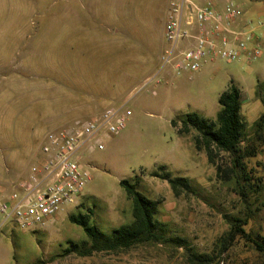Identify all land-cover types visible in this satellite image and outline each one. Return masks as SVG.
Listing matches in <instances>:
<instances>
[{"label":"rangeland","instance_id":"374dc122","mask_svg":"<svg viewBox=\"0 0 264 264\" xmlns=\"http://www.w3.org/2000/svg\"><path fill=\"white\" fill-rule=\"evenodd\" d=\"M90 2L0 0L1 195L25 174L45 132L55 129L45 121L50 110L56 114L90 97L98 106L123 105L131 112L121 132L102 138V150L80 151L90 180L78 205H65L34 230H22L12 219L0 225V264H264V254L239 235L228 239L234 219L247 233L264 237V144L244 160L249 181L237 170L219 180L204 151L191 142L196 132L179 135L170 124L175 120L179 126L188 112L215 119L218 97L233 84L242 92L244 132L251 135L264 111V45L256 59L216 58L196 72L166 76L161 65L151 71L160 45H166L159 14L131 6L138 13L123 18L126 25L115 33L112 2L96 3V13ZM237 2L243 13L264 12L261 0ZM102 6L105 14H99ZM147 71V79L137 77ZM218 158L230 165L227 154ZM152 172L188 178L190 189L175 196ZM121 180L156 202L154 218L164 224L163 237L181 239L182 245L143 242L118 252L66 254L70 243L78 249L91 245L70 215L88 214L90 224L106 233L132 221V202Z\"/></svg>","mask_w":264,"mask_h":264},{"label":"built area","instance_id":"2783aa9c","mask_svg":"<svg viewBox=\"0 0 264 264\" xmlns=\"http://www.w3.org/2000/svg\"><path fill=\"white\" fill-rule=\"evenodd\" d=\"M241 15L233 3L218 10L209 2L169 0L160 70L180 75L196 72L216 58L259 57V45L249 46L251 34L235 27ZM259 25L264 27V21ZM130 114L123 105L108 106L94 116L45 132L26 173L11 184L9 194L0 193V225L12 219L18 228L34 230L45 226L65 205H78L90 180L80 164V151L102 150V138L121 132Z\"/></svg>","mask_w":264,"mask_h":264},{"label":"trees","instance_id":"16d2710c","mask_svg":"<svg viewBox=\"0 0 264 264\" xmlns=\"http://www.w3.org/2000/svg\"><path fill=\"white\" fill-rule=\"evenodd\" d=\"M261 1L264 2V0ZM218 104L220 110L215 119L203 118L195 112H188L183 114L179 126L175 120H171L170 124L179 135H187L191 130L196 132L192 135L194 148L197 151H204L208 163L215 167L217 179H229V173L237 170L238 177L247 182L250 177H248L244 160L255 157L264 144V111L254 121L252 134L247 135L244 132V121L240 112L242 105L240 89L230 84L218 97ZM219 153L227 154L230 157V165L218 158ZM158 168L165 170L164 166ZM151 176L167 181L175 196L179 194L180 189H190V179L188 178L172 177L167 172L162 175L152 172ZM119 184L132 202V221L106 233L95 224H90V215H70L69 220L82 227L87 238L91 240V245L84 249H78V245L70 243V247L64 250L66 254L75 252L86 256L93 252H118L128 250L143 242L169 241L178 246L182 245L181 239H165L163 237L164 224L154 218L157 211L155 201L143 196L135 184L126 180H121ZM233 222L228 239L232 240L235 235H239L256 252L264 254V237L259 234L253 236L247 233L242 228L241 224L243 223L239 219H234ZM190 257L196 262L202 261L199 256L192 255Z\"/></svg>","mask_w":264,"mask_h":264},{"label":"crops","instance_id":"0c3cea01","mask_svg":"<svg viewBox=\"0 0 264 264\" xmlns=\"http://www.w3.org/2000/svg\"><path fill=\"white\" fill-rule=\"evenodd\" d=\"M110 1L112 2V4H111L112 9L114 10L112 13V20H113V24H114L113 30H116V32L114 31L115 33H117V31H119L121 29L122 25H126V24H123L126 22H122V19L124 18L126 21H128L129 16L134 14V13H138L139 9H136V8L141 6V7H144V9L147 11V13L154 12L155 14H159L160 18L163 19V28H162V36H163V29H164V24H165V20H166V9H167V5H168L169 0H110ZM194 1L197 3H200V4H203L205 2H209L213 5L214 8H216L218 10H222L227 3H233L236 6H238V4H237L238 0H194ZM102 2H104V0H91L90 7H91V11H93L92 13L97 12V11H95L97 9L96 3H101V5H102ZM129 4H131V5H129ZM103 6H104V4H103ZM131 6L136 7V8H132V10H131V9H129V7H131ZM140 11H142V10H140ZM252 12H244V13L242 12V15L235 22V27L240 28V29H244L246 32L251 34L250 46L264 45V30L263 31L259 30L260 26H259V24H257L259 22L264 21L263 20L264 19V12L259 11V12H256L257 14H254ZM99 14H105V8L104 7H103V9L102 8L99 9ZM122 14L125 17H123ZM164 46L160 45V51H159V55H158L157 64H155V66L151 69V71L157 70L158 67L160 66L159 57H160V54H161ZM31 53H33V55H34L35 51L31 50ZM149 71H147L145 74H142V76L138 75L137 77H139V79L142 78V80L147 79L149 77L148 76ZM169 74L171 76H173L172 73H170V71H168V70L164 71V75L167 76ZM45 91H46V89H45ZM240 92H241V90H240ZM94 101H95V99H91L90 97H88V98L86 97V98L80 100L79 102H77L76 104H72L70 107L64 106L60 111L56 112V114H54V113L50 114V112H51V110H50L51 107H50V109H49L50 111L46 115V118H45V121L47 122L46 123L47 127L53 126L55 128H58V127H61V126H64V125L71 123L75 119H78L80 117V115H84L85 118L91 117V116H94V115L100 113L103 109L108 107V104H106V103L103 104L102 106H98L94 103ZM101 103H102V101H101ZM189 141H191V140H189Z\"/></svg>","mask_w":264,"mask_h":264}]
</instances>
